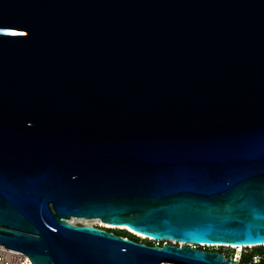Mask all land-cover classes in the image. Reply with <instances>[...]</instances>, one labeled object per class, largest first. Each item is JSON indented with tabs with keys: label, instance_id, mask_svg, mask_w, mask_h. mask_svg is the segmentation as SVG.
I'll return each mask as SVG.
<instances>
[{
	"label": "water",
	"instance_id": "95a60500",
	"mask_svg": "<svg viewBox=\"0 0 264 264\" xmlns=\"http://www.w3.org/2000/svg\"><path fill=\"white\" fill-rule=\"evenodd\" d=\"M227 244L264 245V0H0V246L243 264Z\"/></svg>",
	"mask_w": 264,
	"mask_h": 264
},
{
	"label": "built area",
	"instance_id": "2783aa9c",
	"mask_svg": "<svg viewBox=\"0 0 264 264\" xmlns=\"http://www.w3.org/2000/svg\"><path fill=\"white\" fill-rule=\"evenodd\" d=\"M167 241H154L156 245H160ZM182 245L183 243H178ZM190 245L197 247L196 244ZM210 250L218 251L224 257L232 259L243 264H264V245L252 246H234V245H213L207 247ZM255 248H259L254 250ZM0 264H32L31 260L21 251L0 246Z\"/></svg>",
	"mask_w": 264,
	"mask_h": 264
},
{
	"label": "bare ground",
	"instance_id": "6f19581e",
	"mask_svg": "<svg viewBox=\"0 0 264 264\" xmlns=\"http://www.w3.org/2000/svg\"><path fill=\"white\" fill-rule=\"evenodd\" d=\"M73 218V217H72ZM71 218V219H72ZM77 219H70V222L71 223H76V222H81V223H85V224H93V222L95 221H97L99 224H101V225H103V226H112V225H110V224H108V223H104V222H101L100 220H97V219H94V221L92 222V221H89V220H87V219H82V218H80V219H78L79 217H76ZM112 227H118V228H126V229H128L129 231H131V232H133V233H135V234H137V235H139L140 237L142 236V237H144V238H149V239H151V240H155V241H157L158 239H152V238H150V237H147V236H145V235H143V234H140V233H138V232H135V231H133V230H131V229H129L128 227H125V226H112ZM227 245H233V244H227ZM234 246H239V245H234ZM245 246H248V245H245ZM250 246V245H249Z\"/></svg>",
	"mask_w": 264,
	"mask_h": 264
},
{
	"label": "trees",
	"instance_id": "16d2710c",
	"mask_svg": "<svg viewBox=\"0 0 264 264\" xmlns=\"http://www.w3.org/2000/svg\"><path fill=\"white\" fill-rule=\"evenodd\" d=\"M113 232H115L116 234L122 235V236H126V237H130L134 240H141L140 238H137L136 236L130 234L129 232L125 231V230H120V229H112ZM144 242H146L147 244H152V242H150L149 240H142ZM208 249V248H207ZM259 248H255L254 250H257Z\"/></svg>",
	"mask_w": 264,
	"mask_h": 264
},
{
	"label": "rangeland",
	"instance_id": "374dc122",
	"mask_svg": "<svg viewBox=\"0 0 264 264\" xmlns=\"http://www.w3.org/2000/svg\"><path fill=\"white\" fill-rule=\"evenodd\" d=\"M72 219H77V218L76 217H73ZM78 219H80V218H78ZM87 220L92 221V222L94 221V219H87ZM76 223H81V222H76ZM83 224H85V223H83ZM90 225L106 227V226H103V225L99 224L97 221L96 222L94 221L93 224H90ZM108 227H110V226H108ZM141 238L144 239V237H142V236L140 237V239Z\"/></svg>",
	"mask_w": 264,
	"mask_h": 264
}]
</instances>
